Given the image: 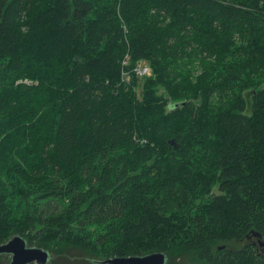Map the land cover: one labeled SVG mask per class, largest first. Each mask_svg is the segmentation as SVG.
<instances>
[{"label": "trees", "instance_id": "obj_1", "mask_svg": "<svg viewBox=\"0 0 264 264\" xmlns=\"http://www.w3.org/2000/svg\"><path fill=\"white\" fill-rule=\"evenodd\" d=\"M127 54L150 73L122 80ZM14 235L91 264H264V0H0Z\"/></svg>", "mask_w": 264, "mask_h": 264}, {"label": "water", "instance_id": "obj_2", "mask_svg": "<svg viewBox=\"0 0 264 264\" xmlns=\"http://www.w3.org/2000/svg\"><path fill=\"white\" fill-rule=\"evenodd\" d=\"M252 235L260 238L261 234L251 231ZM259 244L264 245L259 239ZM0 254L9 256L8 264H47L50 252L38 246H30L20 235H14L5 243L0 244ZM99 264H167L168 255L163 251L151 252L143 255L113 257L97 260Z\"/></svg>", "mask_w": 264, "mask_h": 264}, {"label": "rangeland", "instance_id": "obj_3", "mask_svg": "<svg viewBox=\"0 0 264 264\" xmlns=\"http://www.w3.org/2000/svg\"><path fill=\"white\" fill-rule=\"evenodd\" d=\"M139 89L137 94L139 95ZM34 264V263H33ZM48 264H91L88 259L77 249H66L64 252L50 253ZM96 264V263H95Z\"/></svg>", "mask_w": 264, "mask_h": 264}, {"label": "built area", "instance_id": "obj_4", "mask_svg": "<svg viewBox=\"0 0 264 264\" xmlns=\"http://www.w3.org/2000/svg\"><path fill=\"white\" fill-rule=\"evenodd\" d=\"M128 54L125 56V59L123 61V70H122V80L125 79H129L130 75H131V71L135 72L136 75L138 76H143L145 74H149L150 73V69L148 66H146L145 64H141V63H136L132 68L126 69L125 66L128 65Z\"/></svg>", "mask_w": 264, "mask_h": 264}, {"label": "flooded vegetation", "instance_id": "obj_5", "mask_svg": "<svg viewBox=\"0 0 264 264\" xmlns=\"http://www.w3.org/2000/svg\"><path fill=\"white\" fill-rule=\"evenodd\" d=\"M8 256V255H7ZM8 260H9V256H8Z\"/></svg>", "mask_w": 264, "mask_h": 264}]
</instances>
